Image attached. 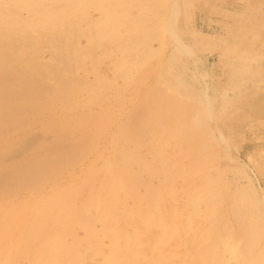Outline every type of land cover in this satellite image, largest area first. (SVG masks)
<instances>
[{"label":"rangeland","instance_id":"374dc122","mask_svg":"<svg viewBox=\"0 0 264 264\" xmlns=\"http://www.w3.org/2000/svg\"><path fill=\"white\" fill-rule=\"evenodd\" d=\"M3 58L0 264H264V0H0Z\"/></svg>","mask_w":264,"mask_h":264},{"label":"bare ground","instance_id":"6f19581e","mask_svg":"<svg viewBox=\"0 0 264 264\" xmlns=\"http://www.w3.org/2000/svg\"><path fill=\"white\" fill-rule=\"evenodd\" d=\"M7 60V58H3V59H0V62L1 61H6ZM9 72V71H8ZM7 72V73H8ZM6 73V72H5ZM19 76V75H18ZM35 81H36V79H35ZM0 83H2L1 81H0ZM9 89V88H8ZM139 112V111H138ZM144 114V113H143ZM148 114V113H147ZM151 115V114H150ZM148 116V115H147ZM199 116V115H198ZM145 117V116H144ZM159 117V116H158ZM163 117V116H162ZM135 119V118H134ZM147 119V118H146ZM145 119V120H146ZM153 119V118H152ZM199 119V117L197 118V120ZM137 120V119H136ZM128 121V120H127ZM130 121V120H129ZM199 121V120H198ZM142 122V121H141ZM144 122V121H143ZM165 124V123H164ZM147 126H149V125H147ZM146 126V127H147ZM151 126V125H150ZM159 126V125H158ZM157 126V127H158ZM165 126V125H164ZM168 126V125H167ZM136 129L137 127H138V122L136 121V124L133 122V124H130V125H127V127L126 128H131V129H134V128ZM160 128V127H159ZM164 128V127H163ZM167 129H168V127H166ZM149 129V128H148ZM156 129H158V128H156ZM165 129V128H164ZM145 130V129H144ZM161 130V129H160ZM151 131V130H150ZM142 132V131H141ZM154 132V131H153ZM152 133V132H151ZM155 133V132H154ZM142 134V133H141ZM165 134V133H164ZM144 135V134H143ZM150 136V135H149ZM41 138V137H40ZM32 143V140H31V138L30 139H28L27 140V142L26 143ZM24 146V145H23ZM23 146H21L20 147V149L21 148H24ZM26 146V145H25ZM57 148V147H56ZM198 149V148H197ZM186 150V149H185ZM192 153V152H191ZM197 153V152H196ZM198 154H199V152H198ZM187 155H188V151H187ZM193 155V154H192ZM6 157V156H5ZM44 157V156H43ZM197 157H198V155H197ZM189 159H190V157H189ZM40 160V159H39ZM4 161V160H3ZM181 161H182V163H190V161L189 160H187V156H186V153L184 152L183 154H182V158H181ZM5 162V161H4ZM140 162H141V160H140ZM148 164V163H147ZM146 164V165H147ZM125 165V164H124ZM139 165V164H138ZM141 165V164H140ZM128 166V165H127ZM156 166V165H155ZM134 168V167H133ZM153 168V167H152ZM25 169L27 170V169H29L28 167H26L25 166ZM151 169V168H150ZM156 169V168H155ZM132 170V169H131ZM148 170H149V168H148ZM130 171V170H129ZM124 172V171H123ZM7 173V172H6ZM128 173V172H127ZM126 173V174H127ZM130 173V172H129ZM128 173V174H129ZM132 173V172H131ZM148 173H149V171H148ZM5 175V174H4ZM1 176H3V175H1ZM132 177H134L133 176V174H132ZM3 178V177H2ZM131 179V178H130ZM128 182V181H127ZM195 182L198 184V185H202V184H204L205 183V178H204V176H203V178L202 179H199V181H198V179L196 178L195 179ZM148 185V184H147ZM3 186V185H2ZM193 187V186H192ZM194 188V187H193ZM149 190V189H148ZM150 191V190H149ZM154 191V190H153ZM145 195V194H144ZM153 195V194H152ZM216 198V197H215ZM214 198V199H215ZM234 201V200H233ZM231 203H232V201H231ZM231 203H229V204H231ZM235 204V203H234ZM234 208V207H233ZM229 209V208H228ZM238 209V208H237ZM237 211L238 210H236L235 212L237 213ZM222 216V215H221ZM224 216V215H223ZM231 216V215H230ZM195 218V217H194ZM104 219V218H103ZM238 219V218H237ZM98 221V220H97ZM246 221V220H245ZM193 222V221H192ZM242 223V222H241ZM101 224V223H100ZM239 227V226H238ZM241 228H243V227H241ZM127 229V228H126ZM241 231V230H240ZM242 233H243V231H241ZM246 232H247V234L249 235H252L251 233H250V231H249V229L247 228V230H246ZM59 234V233H58ZM238 234H240V232L238 233ZM61 237V236H60ZM62 238V237H61ZM175 238V237H174ZM141 239H143V238H141ZM59 240V239H58ZM57 241V240H56ZM144 241V240H143ZM171 242H174V241H171ZM20 245V244H19ZM62 245V244H61ZM117 245V244H116ZM147 245V244H146ZM58 247V246H57ZM101 248V247H100ZM27 249H28V247H27ZM148 249V248H147ZM14 250V249H13ZM57 252V251H56ZM13 253H14V251H13ZM139 253V252H138ZM43 254V253H42ZM56 254V253H55ZM3 255V254H2ZM2 257V256H1ZM14 257V256H13ZM43 258V257H42ZM50 258V257H49ZM150 258V257H149ZM154 258V257H153ZM5 258H3V260H4ZM59 259V258H58ZM62 259V258H61ZM152 259V258H151ZM20 261V260H19ZM5 262V261H4ZM3 262V263H4ZM38 262V261H37ZM45 262V261H44ZM48 262V261H47ZM6 263V262H5ZM8 263V262H7ZM6 263V264H7ZM51 263V262H50ZM55 263V262H54Z\"/></svg>","mask_w":264,"mask_h":264}]
</instances>
